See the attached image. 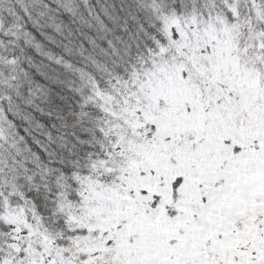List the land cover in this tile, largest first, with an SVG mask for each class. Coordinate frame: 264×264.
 <instances>
[{"label":"snow or ice","instance_id":"snow-or-ice-1","mask_svg":"<svg viewBox=\"0 0 264 264\" xmlns=\"http://www.w3.org/2000/svg\"><path fill=\"white\" fill-rule=\"evenodd\" d=\"M0 264H264V0H0Z\"/></svg>","mask_w":264,"mask_h":264}]
</instances>
